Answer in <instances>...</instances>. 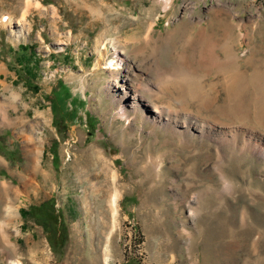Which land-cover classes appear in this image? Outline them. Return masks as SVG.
I'll list each match as a JSON object with an SVG mask.
<instances>
[{
  "label": "rangeland",
  "instance_id": "1",
  "mask_svg": "<svg viewBox=\"0 0 264 264\" xmlns=\"http://www.w3.org/2000/svg\"><path fill=\"white\" fill-rule=\"evenodd\" d=\"M31 2L0 0V16H14L0 28V100L11 118L32 126L0 125V181L21 196L10 229L16 247L0 246V264H92L89 245L96 242L89 230H78L92 220L88 203L93 220L103 218L104 194L91 197L106 187L102 169L116 171L122 189L118 221L110 219L106 231L109 264H264V158L257 151L264 149V0H170L167 9L163 0ZM24 16L21 36L15 23ZM200 26L217 44L214 52L196 49ZM235 36L244 78L231 99L229 70L210 63L226 59L223 46ZM114 43L124 52L122 65ZM183 61L209 94L214 85L220 92L214 107L192 100L186 106L212 123L214 138L196 133L181 142L146 114L131 125L118 118V74L136 88L141 81L157 86L156 64L174 71ZM244 81L249 86L241 96ZM179 89L172 86L173 99ZM153 102L179 109L168 99ZM30 133L41 137L48 180L27 169ZM232 136L239 145L224 144L220 156L215 138ZM155 157L163 158L162 169L152 165ZM21 177L35 188L21 185ZM2 200L0 190V208ZM41 205L45 224L35 211L22 217V210Z\"/></svg>",
  "mask_w": 264,
  "mask_h": 264
},
{
  "label": "bare ground",
  "instance_id": "2",
  "mask_svg": "<svg viewBox=\"0 0 264 264\" xmlns=\"http://www.w3.org/2000/svg\"><path fill=\"white\" fill-rule=\"evenodd\" d=\"M31 1L32 0H22L24 6L26 5L27 7H31L32 5ZM163 2H164V5H166V9L169 8L170 0H163ZM13 21H14V16L12 15L11 17L5 16V15L0 16V28L11 26L13 24ZM26 21H27V16H24L21 21L18 20L17 23H15V25L18 28H20L21 36L23 33V29L25 27ZM199 30L205 31V29H203V27L201 26L198 28V35L196 38V42H197L196 49H198V51H200L201 54L207 51V49H209V51L211 52H214L217 49V44L213 42H209L212 36L209 37L208 39L205 33L202 31L199 32ZM238 44L239 42H238L237 36H235L234 39L231 40V42L227 41L225 46H223V51L226 54V59L224 61L213 59L210 63V68L218 69L219 72L221 71V69H224V68L229 70L228 78L225 77L226 79L224 81L229 86V90H230L229 94H230L231 99L235 95H237V92L235 91L236 84H238L239 80L243 81V78H244V76L240 75L239 69H238L239 57L236 52V47L238 46ZM118 46L119 45L114 43L115 54L117 55V58L119 59V62H120L119 64L122 65L125 62V59L122 58V55H124V52L118 50L119 48ZM181 64L183 66V69L182 70L177 69L174 71L170 70V68L162 67L160 64H156L155 71L158 77V82L156 84L157 86L154 85L155 87L152 86L151 84H148V83L146 84L140 80L141 81L140 84L142 87L136 88L135 86L132 85V80L130 76L128 75L122 76V74H118L116 76L117 79L123 78V82H122L123 85L121 89L122 92L119 94V100H117V104L122 107L118 118L126 120L131 125L132 123L135 122V120L138 119L139 114L141 116H143V114L144 115L146 114L145 116L148 117V119L153 125L162 127L166 129L168 132L175 134L176 136L179 134V136L182 137L181 142L189 141L190 136L196 133L200 135V138H206V139H210L211 137L214 138L213 133L215 131V128L211 125L212 123L209 124L205 118L195 115L193 112L189 111V109H187L186 106H188L187 105L188 101L192 100V101L198 102L200 105H203L206 108L214 107L219 101L220 92L218 91L217 87L214 85L211 87L210 94H209L208 90L204 89V86L202 85L200 80L197 77H194V72H192L190 68L186 66L187 63L183 61ZM245 82L246 81H244V83ZM176 84H178L180 87L179 89L180 97L173 99L172 94H171V88L172 86H175ZM243 85H244L243 92L241 93L240 91H238L241 93V96L243 93H246V91L248 90L247 87L249 86L248 83H245ZM130 94L132 95L134 102L129 105L128 97L131 96ZM147 95L150 96V99L152 100L147 99L145 97ZM163 99L171 100L174 105L177 104L179 106L180 110L175 107H172V105L159 106L153 102L154 100L158 101V100H163ZM2 101L0 100V125L2 126L14 125V126L32 128L31 124L29 125V123L27 122V119L25 118H18V119L11 118L10 110L8 109L9 108L8 104L6 105V102H2ZM247 107L249 110L246 109L247 110L246 112L252 113L253 112L252 107H250V105H248ZM131 113L135 114L134 118H132ZM222 137L215 138V142L218 144L216 152H218L220 156L223 155V152L220 148L221 146H224V144L231 142L233 145H235V147L239 145V142L237 141L236 136H232L231 140H227ZM39 140H41V137ZM39 140H36L33 133H30L26 137V151L28 153V156L30 157V162H31V165L27 167V169H29V173L32 174V176L38 177L39 175H43L44 179L48 180L50 178L49 172L43 167L41 163L42 152H41V147L38 145ZM257 151L260 157L264 158V149L258 147ZM151 163L156 169L157 168L162 169L161 166L163 164V158L162 157L152 158ZM106 165L105 167H107ZM102 171H103V174H101V176L104 175L105 183H106V187H105L106 190L104 189V185H101L96 190V192L91 191V197L92 199L96 201V198L98 197L100 198V196L104 194L103 195L104 208L101 212L102 213L101 215L103 218L101 219L99 223L95 222V220H93L92 218L93 208L88 203L87 218L89 220L91 219L92 220L91 222H86V226L84 227V230L81 228V226H80V229L78 230L80 233H84L89 230V236H90L91 243H92V240H95L96 242L95 245H91V244L89 245L90 247L89 250L91 251L90 253L93 255V258H94V260L92 258L93 260V262L91 261L92 264H104V263L109 264V261L111 260L110 259L111 250L109 246V238L107 236L108 232L106 233V231H108L107 226L109 224V220L111 219L115 222L117 218L119 217L120 208H121L120 201L122 199V191H121L122 189L118 186L119 174L116 171H113V169H110L109 173L104 172V169H102ZM27 183H28V180L25 179V177H21V181H20L21 185H24L27 188L29 187L35 188L34 182L31 183L30 185H28ZM96 185H100V183H97ZM15 188L16 187H13L10 184L0 181V190L3 195V200H4L3 206L0 208L1 210L0 211V246L3 245V247H6V248L16 247L15 243L13 242V235L11 234L10 229L16 225L17 220L19 218V206L17 204V200L20 199L21 196L18 195L19 189L17 188L18 189L17 190ZM100 225L101 227H103V230L100 229ZM100 232L101 234L100 236H98L99 235L98 233ZM39 249L41 250L42 254L47 257V254L45 253V250H44V246L41 245ZM3 250H6V249H3ZM14 263L16 262H12V264ZM16 264H19V263H16Z\"/></svg>",
  "mask_w": 264,
  "mask_h": 264
},
{
  "label": "trees",
  "instance_id": "3",
  "mask_svg": "<svg viewBox=\"0 0 264 264\" xmlns=\"http://www.w3.org/2000/svg\"><path fill=\"white\" fill-rule=\"evenodd\" d=\"M44 208V205H41L40 207H33L31 210H22L21 215L24 219H27L31 216H33L32 211H35L36 214L34 217L42 222L45 221L46 216L43 214L42 209ZM45 224V222H44ZM24 227V226H23Z\"/></svg>",
  "mask_w": 264,
  "mask_h": 264
}]
</instances>
